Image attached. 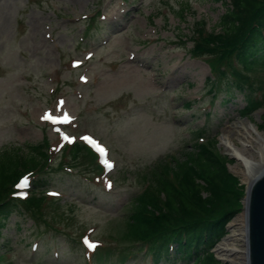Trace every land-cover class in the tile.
<instances>
[{
    "label": "rangeland",
    "instance_id": "374dc122",
    "mask_svg": "<svg viewBox=\"0 0 264 264\" xmlns=\"http://www.w3.org/2000/svg\"><path fill=\"white\" fill-rule=\"evenodd\" d=\"M225 9L211 0H0V152L46 143L39 177L49 184L36 193L46 199L33 215L18 201L32 194L36 176L16 186L19 207L0 229V264H96L99 255L104 264H143L126 232L131 202L150 183L145 175L183 161L195 141L215 138L245 194L219 136L241 124L259 139L256 151L264 144V70L249 74L252 92L228 97L210 92L217 63L190 56L195 22L217 32ZM250 95L263 106L243 118ZM85 136L106 150L101 159ZM213 251L219 264H232Z\"/></svg>",
    "mask_w": 264,
    "mask_h": 264
},
{
    "label": "trees",
    "instance_id": "16d2710c",
    "mask_svg": "<svg viewBox=\"0 0 264 264\" xmlns=\"http://www.w3.org/2000/svg\"><path fill=\"white\" fill-rule=\"evenodd\" d=\"M211 1L226 8L218 22L220 29L206 31L203 20L195 22L190 56L212 58L217 63L211 68L213 77L207 79L211 93L222 90L232 97L234 91L248 87L252 92L249 74L264 70V0ZM187 9L183 7L179 13L183 15ZM246 99L243 118L263 106V100H254L251 95ZM261 121L264 127V114ZM207 141L208 145L195 141L194 151L181 162L173 160L172 168V163L169 166L164 161L152 169L144 177L150 183L133 198L126 232L144 253L143 264H209L212 260L219 264L212 249L242 211L244 186L228 171L231 159L213 149L215 138ZM79 146L75 143L69 147L73 159L81 152ZM46 149L45 143L29 146L26 152L21 146L0 152V229L19 207L13 194L21 177L36 176L32 194L18 202L32 215L43 205L46 197L36 193L49 185L46 178L39 177L48 166ZM125 260L124 256L121 261ZM95 263L104 264L101 255Z\"/></svg>",
    "mask_w": 264,
    "mask_h": 264
},
{
    "label": "bare ground",
    "instance_id": "6f19581e",
    "mask_svg": "<svg viewBox=\"0 0 264 264\" xmlns=\"http://www.w3.org/2000/svg\"><path fill=\"white\" fill-rule=\"evenodd\" d=\"M85 0H71L74 3H82ZM249 122V120H246ZM236 137V139H234ZM259 139H254L251 131L244 125L232 124L223 129L219 136L221 146L224 147V153L236 159L237 164L232 167V170L237 175L241 176L242 183L245 185L247 194L252 182L262 175L264 171V138L261 136L259 152L255 150L253 142ZM237 144H236V142ZM260 153L254 157L253 153ZM245 195L243 202L247 208L248 195ZM244 198V197H243ZM243 201V199H242ZM247 209L239 213L227 226L228 233L226 237L216 246V255L223 259L236 264L233 261H239L241 264H246L245 260V226L247 220Z\"/></svg>",
    "mask_w": 264,
    "mask_h": 264
},
{
    "label": "water",
    "instance_id": "95a60500",
    "mask_svg": "<svg viewBox=\"0 0 264 264\" xmlns=\"http://www.w3.org/2000/svg\"><path fill=\"white\" fill-rule=\"evenodd\" d=\"M245 195L242 201V211L247 209L245 226L246 264H264V171L250 186L249 195L247 194V208L243 204Z\"/></svg>",
    "mask_w": 264,
    "mask_h": 264
},
{
    "label": "snow or ice",
    "instance_id": "6c2138e0",
    "mask_svg": "<svg viewBox=\"0 0 264 264\" xmlns=\"http://www.w3.org/2000/svg\"><path fill=\"white\" fill-rule=\"evenodd\" d=\"M43 119H45V120H50V119H53L52 117H50L49 115H47V114H45V116L43 117ZM64 120H67L68 119V117L65 115V117L63 118ZM53 122H55V120H53ZM64 139H67V137H64ZM107 167L108 168H111L112 167V165L111 164H107ZM28 186V178L27 177H25L18 185H17V187L18 188H26ZM109 187H111V185L109 184L108 185ZM86 243H87V241H85ZM88 246V248L90 249V250H93L95 247H96V245L95 244H88L87 245Z\"/></svg>",
    "mask_w": 264,
    "mask_h": 264
}]
</instances>
